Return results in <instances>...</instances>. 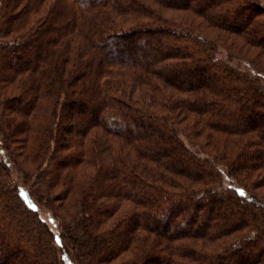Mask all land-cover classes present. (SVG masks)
<instances>
[{"label":"trees","instance_id":"16d2710c","mask_svg":"<svg viewBox=\"0 0 264 264\" xmlns=\"http://www.w3.org/2000/svg\"><path fill=\"white\" fill-rule=\"evenodd\" d=\"M218 33L264 53V9L0 0V264H264V78Z\"/></svg>","mask_w":264,"mask_h":264},{"label":"rangeland","instance_id":"374dc122","mask_svg":"<svg viewBox=\"0 0 264 264\" xmlns=\"http://www.w3.org/2000/svg\"><path fill=\"white\" fill-rule=\"evenodd\" d=\"M254 2L257 3V5L259 7L264 9V0H254ZM232 40L228 41V38H224L222 33H218L217 42H216L217 56L224 59V60H228L232 65L238 66L241 69L248 70L252 74H258L262 78H264V70H261V72H257L249 64V61H252L253 63H259L263 66V69H264V53H262V52L259 53L257 50H255L253 48L247 49L245 47L242 48V51L237 50L236 49L237 42H232ZM229 43H230L231 48L227 49L225 47V44H229ZM204 135H203V137L202 136L197 137L196 141L203 143ZM207 151L208 150L204 151V153H206ZM3 155L6 156L5 153H3ZM203 155H205V154H203ZM21 167L22 168L20 170H22V171H17L14 168L11 169V171H10L11 175L9 177V183L12 184V186L17 187L19 189V191H21V193L24 195L27 193V190H32L34 187L32 185V179H31L33 177V176H31V174L34 175V169H32L31 166H29L27 163H22ZM219 168H221V167H219ZM23 170H24V172H23ZM221 172L223 175L222 176L223 184H225V185L226 184L227 185L234 184L235 187L239 188V186H237L238 184L231 182V179H229L226 176V174L223 170ZM26 175L30 176V178L27 179ZM253 181H255L254 177L249 179V182H253ZM52 190H53L52 192H55V189H52ZM255 191L258 192L259 194H264V187L255 188ZM27 201L36 210L37 215L39 216V218L42 221H44V223L46 224L48 229L55 234V238H56L58 236V234L61 233V226H60V223L62 221L61 218H64L67 214V212L64 209H60L58 207L60 205L59 201L55 200L56 202L53 203V205H56L59 208V209L57 208L55 210L48 208L46 203H44V201H42V200H38V202H34L31 199H27ZM55 240H56V244H57L58 243L57 238ZM59 253L61 255L60 250H59ZM62 255H64L63 259L66 262V264H77L73 260L72 256L69 255V253H66V255L65 254H62Z\"/></svg>","mask_w":264,"mask_h":264},{"label":"snow or ice","instance_id":"6c2138e0","mask_svg":"<svg viewBox=\"0 0 264 264\" xmlns=\"http://www.w3.org/2000/svg\"><path fill=\"white\" fill-rule=\"evenodd\" d=\"M241 194H243V193L241 192ZM57 242H59V241H57Z\"/></svg>","mask_w":264,"mask_h":264}]
</instances>
